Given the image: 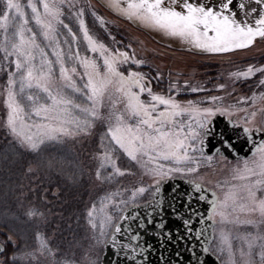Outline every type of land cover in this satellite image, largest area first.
<instances>
[{"label": "snow or ice", "instance_id": "snow-or-ice-1", "mask_svg": "<svg viewBox=\"0 0 264 264\" xmlns=\"http://www.w3.org/2000/svg\"><path fill=\"white\" fill-rule=\"evenodd\" d=\"M103 7L208 57L264 42V0H104ZM0 33L6 109L0 126L11 143L40 153L99 129L96 179L118 185L117 177L139 174V185L113 187L88 209L87 224L103 254L89 264H173L174 258L175 264H201L200 255L216 256L220 264H264V124L256 125V112H249L257 101L264 103V91L235 95L241 80L256 78L264 88V63L231 72V90L223 82L215 89L181 83L171 72L165 83L158 68L118 38L92 0H0ZM186 91L227 92L236 102L225 103L220 95L178 99ZM238 113L247 114L234 119ZM217 117L227 118L219 146L209 139ZM241 142L253 146L251 159L232 169L230 181L217 184L222 194L199 182L202 163L223 156L222 149L239 159ZM177 179L186 186L179 196ZM25 215L45 218L37 206ZM230 224L257 229L243 237L247 250L241 247L239 258L225 227ZM34 239V247L20 249L6 236L0 264H73L38 226Z\"/></svg>", "mask_w": 264, "mask_h": 264}, {"label": "rangeland", "instance_id": "rangeland-1", "mask_svg": "<svg viewBox=\"0 0 264 264\" xmlns=\"http://www.w3.org/2000/svg\"><path fill=\"white\" fill-rule=\"evenodd\" d=\"M22 5H26L28 0H19ZM38 2V0H34ZM99 11L103 12L105 17L110 21L114 28L115 34L118 38H123L125 41L130 42L140 58H144L148 61V64L153 70L159 69L165 78V83L168 79V73H172V78L180 79L181 83L188 80L193 85H204V83H211L213 86L219 83L221 77H218L217 82L214 84L209 81L211 79H204L207 77L208 73L211 72L210 66H218L219 69H227L229 74L234 72L233 69L237 68L236 65L241 62L264 57V42L257 41L256 45L249 49L238 50L235 53H229L224 55H218L213 57L204 56L196 52L184 51L185 47L180 46L182 43L179 41H170L167 38H162L161 35L153 33L159 40L157 41L152 35V32L146 29H140L135 24L129 23L120 17H116L113 13L109 12L107 8L103 7V4L99 0H92ZM29 11V16L30 10ZM89 19H91L89 17ZM74 24V21H73ZM30 26H34L31 25ZM2 35V33H0ZM164 42V43H163ZM175 44V45H174ZM178 47H172V46ZM145 71L148 69L145 68ZM223 74L222 76H224ZM0 76L5 77V73L0 72ZM226 78V77H222ZM205 81V82H204ZM5 82V81H4ZM0 82L1 86L4 84ZM225 84L229 85L228 90H231L232 84L228 81H224ZM215 89V88H212ZM210 95H220L225 97V103H235V96H228L227 92H201V93H191L190 91L182 92L178 99H204ZM236 96H247L243 93L239 87H235ZM244 107H248L245 105ZM264 103L257 101L255 108L249 107V112L255 111V124H264ZM0 113L6 116V109L3 105V97L0 103ZM247 113H238L237 118H242ZM6 141V140H5ZM9 145L6 153L0 155V162L3 159H7L8 155H19L20 157H25L21 163L24 165L20 168L22 175L19 181L13 186V191L11 193V185L7 188L6 185L0 184V226H5L10 228L11 233H16V235L25 242L23 246L25 248H32L35 246L36 241L34 239V233L37 226L40 231L44 234L46 233L45 221L29 219L25 215L28 208L30 197H39L38 199L44 204H50L48 192L46 190L47 185L53 182L50 177L52 173L57 172L56 170L63 171V173H72V177H68L70 182H74V185L87 183L86 190L90 193L87 200L85 201V231L88 238L81 240L79 244L76 242H68L62 245L61 241L56 239L53 232L51 238L48 240L51 242L54 248L59 249V254L65 256L73 261V264H89V260L101 257V250L96 246L95 241L92 239V232L87 224L86 213L93 203H98L100 198L104 195L106 191L111 190L113 187H127L132 188L133 185H139L140 177L137 175H125L124 177H117L119 184H109L96 179V171L98 170V161L94 159L99 149V129L97 132L90 137H77L65 138L62 142L51 143L47 145L40 153H29L21 151L17 146H15L11 141L5 142L0 145ZM15 151V152H14ZM16 153V154H15ZM21 160V158H19ZM126 159V158H125ZM251 159V158H250ZM242 161H229L222 157H214L211 164L207 162L202 163L199 171V178L203 185L207 186L212 190H216L221 193V189L217 188V184H221L225 181H230L232 176V169L235 168L238 163L242 164ZM130 164V162H129ZM23 169V171H22ZM2 165H0V172L2 171ZM0 177H5V175H0ZM12 177L11 182H14ZM146 179V178H145ZM147 182V180H146ZM53 186L55 187L54 183ZM226 188L227 185L225 184ZM17 191H19L17 193ZM222 194V193H221ZM40 195V196H39ZM127 195V194H126ZM148 194H145L147 197ZM11 196V197H10ZM9 199L10 207L7 210L5 208V203ZM52 204V203H51ZM12 205V206H11ZM7 206V205H6ZM8 214L10 217H8ZM221 226L217 225V237L219 236V228ZM230 233L234 250L236 251L237 258H239V249L243 247L247 250V245L243 240V237L248 233H256L257 229L252 228L247 225L241 224H230L225 226ZM58 228V227H57ZM260 234H264V226L260 227ZM3 233L0 228V234ZM46 235V234H45ZM86 236V235H85ZM14 240V239H13ZM16 244L18 245L17 240ZM28 241V243H27ZM88 243V248L82 246L84 243ZM73 247H72V246ZM215 244L212 245L215 248ZM65 247L69 248L70 251L66 252ZM83 248V249H82ZM258 251V249H256ZM77 254V256H76ZM77 257V258H76Z\"/></svg>", "mask_w": 264, "mask_h": 264}, {"label": "trees", "instance_id": "trees-1", "mask_svg": "<svg viewBox=\"0 0 264 264\" xmlns=\"http://www.w3.org/2000/svg\"><path fill=\"white\" fill-rule=\"evenodd\" d=\"M262 63H264V57L258 59L251 58L236 65L237 68L233 69V71L244 70L247 68L249 64H255L256 66H260ZM210 69L211 72L208 73L207 77L204 79H208V80L211 79L209 81L216 83L218 77H221L219 83L221 82L224 83V81H228L230 82V84L233 83V81L229 77V72L227 69H219L217 65L210 66ZM223 74L225 75L222 76ZM222 77H226V78L224 79ZM4 81H5V77L0 76V82L3 83ZM204 84L206 87L209 88L216 87V85L213 86L209 82ZM235 87H239L243 93L247 94L248 97H251L253 93H259L261 91H264V88H261L259 86L258 80L256 78H253L252 80L249 81L241 80L236 83ZM1 101H2V96H0V103ZM4 117L5 116L3 115V113H0V120H2ZM9 140L10 138L6 136L5 130L3 129L2 126H0V145L4 144L5 142H8ZM8 147L10 146L9 145L1 146L0 155L8 154L6 153ZM19 158H21V160ZM24 158L25 157H20L19 155L10 154L8 155L7 159H3L0 162V165H2L3 168L2 170L3 172H0V175H5V177H0V184L2 183L6 185L7 188H9V186L11 185V193L13 191V186L19 181L20 176L22 175L20 168L24 165V163H21L22 161H25ZM56 171L57 172L52 173L50 175V177L53 179V182H50L46 187V190L48 192L47 193L48 196L46 197H48L49 201H51L50 204L49 203L44 204L38 199L39 197H34L32 195L31 199L28 200L30 202L28 206L26 205V208L37 206L40 208L41 211L44 212L45 225H43V227H45L46 229L45 234L47 238H51L53 232H56V235H54V237L60 240L62 245L68 242H76V244H79L81 240L88 238L85 231L86 228L84 227L85 226L84 215L86 209L84 205L86 203L85 201L90 195V193L86 190L87 188H89V186L86 187L87 183H83V185L82 184L74 185V182H70L71 180L68 179V177L71 178L73 176L72 173L69 172L67 174L66 173L64 174L63 171L60 170H56ZM12 177L15 178L13 183L11 182ZM53 183L55 187L53 186ZM18 192L19 191H17V193ZM8 201L9 199H7L5 203V208L7 210V213H9L8 209L10 207V203H8ZM8 217H10L9 214ZM42 224L43 223H40L39 227H42ZM0 228L2 229L3 232L0 234V243H4L6 236L12 235L13 239L17 240L19 248L20 249L24 248L23 246L25 245V242H22V240L16 235V233L14 234L11 233L10 228H6L5 226H0ZM82 245H86V243ZM65 251L67 253L73 252L70 251V249L67 247H65Z\"/></svg>", "mask_w": 264, "mask_h": 264}, {"label": "water", "instance_id": "water-1", "mask_svg": "<svg viewBox=\"0 0 264 264\" xmlns=\"http://www.w3.org/2000/svg\"><path fill=\"white\" fill-rule=\"evenodd\" d=\"M99 1L104 5V0H99ZM140 29H142V28H140ZM151 36H153L156 40L158 39L156 36L153 35V32H152ZM157 41H159V40H157ZM174 45L172 47H178V46H174ZM180 46H185V45L182 44ZM178 48L187 49L186 46L185 47H178ZM226 122H227V118L226 117H217L216 118V125H217L216 128H215V134L216 135L214 137H209V139L211 140V145L219 146L218 136H219L220 131L225 128ZM227 135L231 136L232 132L229 131L227 133ZM256 139L259 140L260 137H256ZM211 145H209V147H211ZM252 147L253 146L251 144L244 145L242 142L238 143L236 145V149H237V152H238V155H239V159H237L235 154L227 152V151H225L223 149H222L223 156H217V157H223V158L231 160V161H240V160H243L245 157H248V158L251 157V149H252ZM171 183H173V182H169V185L166 186V192H165L166 195L168 194V189L170 188V184ZM174 183L182 185V187L180 188L179 192L176 193V195L179 196V195H181L183 193L184 187H186V186H183V181L180 180V179H177ZM210 190H212V189H210ZM168 198L171 199V196L169 195ZM0 245H2V244H0ZM197 251H199V246L197 247ZM183 258L185 260H187L188 252H184L183 253ZM0 259H1V257H0ZM102 259H103V254H102L101 260ZM199 259L201 261V264H220L219 259L216 256H213V255H207V256L206 255H200ZM173 264H175V258L173 259Z\"/></svg>", "mask_w": 264, "mask_h": 264}, {"label": "flooded vegetation", "instance_id": "flooded-vegetation-1", "mask_svg": "<svg viewBox=\"0 0 264 264\" xmlns=\"http://www.w3.org/2000/svg\"><path fill=\"white\" fill-rule=\"evenodd\" d=\"M30 199H31V197H30ZM82 246H86V248H88V243L86 242V245H82ZM83 249V248H82Z\"/></svg>", "mask_w": 264, "mask_h": 264}]
</instances>
